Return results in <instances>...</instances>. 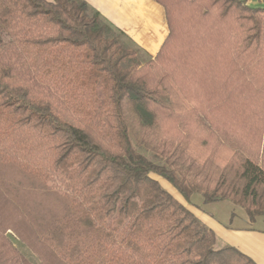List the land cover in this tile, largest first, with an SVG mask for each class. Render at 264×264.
Instances as JSON below:
<instances>
[{"label": "trees", "instance_id": "trees-1", "mask_svg": "<svg viewBox=\"0 0 264 264\" xmlns=\"http://www.w3.org/2000/svg\"><path fill=\"white\" fill-rule=\"evenodd\" d=\"M153 1L168 35L133 68L138 50L85 1L0 0V264H33L9 234L37 264H255L186 206L264 215V5ZM247 85L250 115L233 108Z\"/></svg>", "mask_w": 264, "mask_h": 264}, {"label": "crops", "instance_id": "crops-1", "mask_svg": "<svg viewBox=\"0 0 264 264\" xmlns=\"http://www.w3.org/2000/svg\"><path fill=\"white\" fill-rule=\"evenodd\" d=\"M251 1L247 2L252 6L264 5L262 0H256L255 3ZM90 7L149 57L158 53L167 38L168 27L164 10L153 0H96ZM190 202L191 205L185 206L214 233L219 242L236 248L255 264H264L262 217L250 222L245 213H238L242 210L233 203L224 200L205 205L200 194L192 195ZM216 211L220 214L217 215Z\"/></svg>", "mask_w": 264, "mask_h": 264}, {"label": "rangeland", "instance_id": "rangeland-1", "mask_svg": "<svg viewBox=\"0 0 264 264\" xmlns=\"http://www.w3.org/2000/svg\"><path fill=\"white\" fill-rule=\"evenodd\" d=\"M47 1H50V0H47ZM85 1L88 2L89 7L92 6V4L96 2V0H85ZM262 1H263L262 3L264 4V0H262ZM251 2L255 3L256 0H252ZM124 9H125V7H124ZM106 15H107L106 17L110 18V15H108V14H106ZM104 21L107 22L106 19ZM123 32L125 33V31H123ZM123 43L127 48H129L133 51L138 50V53L134 56V60L136 61V64H135V66H133V68L136 67L137 65L138 66L144 65L145 62H147L149 58L151 60H153L154 57L156 56L155 55L154 57H149V55H146V53L141 52L134 45H132V47H131V45L128 44V41L124 38H123ZM243 90H244V94L241 96L240 90L236 89L237 98L234 100L233 108H235L238 111L243 106L242 110H244L248 115H250V112H248V110H250V108H253L254 106H256L255 102L253 100H251V98L254 96V93H253L254 90L249 85L244 87ZM245 105H246V107H244ZM257 107L259 109L263 110L264 109V101L261 103H258ZM249 119L250 118H243V119L238 118L237 123L239 126H245L246 123L248 124L250 122ZM127 124L129 127V137H130L131 143L135 146V149L137 150V152L141 155L147 156V158L153 160L154 162H155V160L153 159V157H154L153 155H155V153L157 152L158 153L157 159H159L158 163L163 164L162 160H160L163 158L162 153L160 151H158V150L156 151V149L152 148L154 146L157 147L156 145L159 143L158 139H156V137H155V131L151 130L149 128H146V129L141 128L139 126V124L137 123V120L136 119L133 120L132 117H127ZM263 148H264V134H263V139H262V143H261V149H263ZM239 155H244L243 157L247 156V154H245V153H240ZM258 160H259L258 163L261 166V163H260L261 159L259 158ZM159 184L163 188H165L169 193H171L172 196L178 202H181L180 196L168 184H166L164 181H159ZM237 208H239V207L237 206ZM241 210H242L241 212H238L239 214L245 213V211L243 209H241ZM216 214L219 215L220 213H218V211H216ZM259 217H262V219H264V215H261V216L256 217L255 220ZM9 238L11 239L12 243L18 249V251L22 254L23 257L30 260L33 264L38 263V261H39L38 258L25 245H23L13 234H9ZM219 245H223V244L221 242H219Z\"/></svg>", "mask_w": 264, "mask_h": 264}]
</instances>
